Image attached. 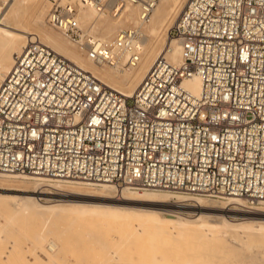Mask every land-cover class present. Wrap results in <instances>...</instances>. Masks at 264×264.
Wrapping results in <instances>:
<instances>
[{
    "label": "built area",
    "instance_id": "built-area-1",
    "mask_svg": "<svg viewBox=\"0 0 264 264\" xmlns=\"http://www.w3.org/2000/svg\"><path fill=\"white\" fill-rule=\"evenodd\" d=\"M82 1L112 15L138 2L146 19L158 0ZM78 15L53 0L47 22L93 60H141L138 28L103 42ZM170 34L181 62L157 59L131 96L32 35L0 83V173L263 203L264 0H188Z\"/></svg>",
    "mask_w": 264,
    "mask_h": 264
},
{
    "label": "bare ground",
    "instance_id": "bare-ground-1",
    "mask_svg": "<svg viewBox=\"0 0 264 264\" xmlns=\"http://www.w3.org/2000/svg\"><path fill=\"white\" fill-rule=\"evenodd\" d=\"M44 1L45 0H0L1 81L12 69L15 63L16 54L25 44L24 39H29L32 35H37L32 32L28 26L31 19H33L35 24L40 26L44 43L58 53L60 52L62 56L82 67L84 70L89 71L90 73H96L97 76L94 73L92 74L100 81L128 96L133 95L157 59L165 57L169 62L176 65L181 62V44L179 40L169 32L175 21L171 27H168V21L172 14H178L180 8H182L185 2L184 0H158L151 8L148 18L146 19L142 18V5L138 2H127L121 13L118 15L99 11L93 5L83 3L82 0H80L81 2L79 6L73 4L79 10V23L84 28L91 29V31L103 42L111 41L121 28H138L142 35V40L140 41L139 46L141 60L136 65L126 64L129 53L125 51H118L117 53L122 54H120L118 59L113 62L93 60L88 56L85 50L78 46L77 47L80 49L79 53L72 50V48L66 44L64 37L71 42L74 41L50 24L48 25L63 34V37L58 33L52 34L41 30L45 23L43 17L44 9L41 8L34 16L32 15V9ZM100 14H108L117 17L115 20L105 18L99 21L98 26L102 36L94 31V25L91 24L95 21L97 16H100ZM165 27L169 29L164 36L160 31ZM113 30L117 31L114 35L110 36L109 34ZM37 36L39 37V35ZM147 43L149 44L147 46L146 55L143 58L144 47ZM81 53L92 62H88L83 56H81ZM106 63L109 64V67L99 68L100 65ZM183 84L195 94L200 92L201 80L198 76H192L185 79ZM12 176H24L27 179H23V184L16 186H5V184L0 182V191H8L0 192V230H3L2 226L4 222L11 219H8V217H17L19 214H24L25 219L28 220H33L31 218L38 220L41 224V226H39L42 227V229H46L47 233H51L53 228L52 223L56 219L65 220L66 218H70L71 223L68 227H72L73 225L80 227L89 226L87 224L93 222L98 223L99 221L105 220L107 221L108 226L112 227V230L114 229V232L118 234L119 241L117 244L121 247H125L126 251L134 249L136 241H140L142 238H147L148 240V238L156 237L158 236L157 233H160L159 235L161 236V233L167 232L177 235L195 230L202 236H206V239L210 236L209 240H207L210 241L211 237L215 235V232L219 230L222 232L227 231L243 242L240 248H235L237 252H241V249L246 247L252 248L253 246L258 245L255 243L248 245L245 240L264 237V207H258L253 204L248 208H240L239 205H243L245 201L241 197L225 198L228 199L226 200L227 205L231 204L232 206H225L227 207L226 209H218V212L222 211L224 214H232L236 212L232 210L240 209L242 212L239 211V215L240 213L244 215L240 218H228L223 214L209 213L211 208H204V202L210 201L211 199L203 196L186 197V195L178 192H162L161 190H146L141 192L139 190H131V188L128 187L119 188L108 183L91 184L77 180H65L40 175L12 174ZM7 180L11 181L9 179ZM46 180L49 181L46 182ZM41 184L42 186H45L43 190L40 189ZM52 188L58 190L54 191ZM9 191L19 192L21 194L11 193ZM190 199H194L195 202L185 201ZM190 207L194 210H198L197 216L189 217L179 210L181 208L184 209ZM155 233L156 236H151ZM44 235L37 236L34 239L37 240V246L41 247V249L43 248L47 253V264H65V256H55L60 249V242L54 237L46 238L43 242ZM27 239L30 240V238ZM111 239L112 238H110V240ZM219 240V244L217 243L218 245H213L211 242L205 243L206 240L201 243L199 242L196 246L198 254L195 253L196 256L198 255L199 262H194L193 264L248 263V261L234 260L230 258L231 255L226 248L227 238L224 237V234L221 235ZM147 243H149V241ZM150 243L152 244H150V246L153 251L158 249V252H160L159 249L161 248H158L159 245L155 247V238H151ZM153 244L155 245L154 247ZM161 246L163 245L161 244ZM164 246L162 247V251L165 249ZM253 255L258 256L257 253ZM131 264L175 263L142 262Z\"/></svg>",
    "mask_w": 264,
    "mask_h": 264
},
{
    "label": "rangeland",
    "instance_id": "rangeland-1",
    "mask_svg": "<svg viewBox=\"0 0 264 264\" xmlns=\"http://www.w3.org/2000/svg\"><path fill=\"white\" fill-rule=\"evenodd\" d=\"M10 1V0H9ZM53 0H45L44 2H41L36 7L32 9V15H36L37 12L42 8L44 9V19L45 23L43 25V28L41 30L50 32L52 34H60L63 37V34H61L59 31L51 28L47 21V15L51 6V2ZM60 1V0H57ZM65 1V0H63ZM184 4L182 8H180L178 14L174 15L172 14L171 18L168 21V27H171L175 19L179 16L182 9L187 4L188 0H184ZM72 4H76V6H79L80 0H71ZM45 3V4H44ZM175 13V12H173ZM98 14V13H97ZM105 18H108L109 20H115L117 17L108 15V14H100V16H97L95 21H93L91 24H93L94 31L101 35L98 23L100 20H103ZM1 20V18H0ZM175 23V22H174ZM174 25V24H173ZM29 28L32 32L39 35L41 40H43L42 33L40 31V26L35 24L33 19L28 23ZM169 28H164L160 32L165 36L167 34ZM171 29V28H170ZM117 30H113L109 35L112 36L116 33ZM170 32V31H169ZM146 33V32H145ZM148 36V34L146 33ZM151 38V37H150ZM30 39V38H29ZM25 38V44L27 40ZM66 40V44L72 48V50L76 52H80L79 48L74 42L69 41L67 38L64 37ZM154 39V38H152ZM151 41V40H150ZM24 44V45H25ZM147 45L145 44L144 47V55L143 58L146 55ZM78 48V49H77ZM60 53V52H59ZM82 54V53H81ZM88 62L89 59L82 54ZM103 67H109V64L106 63L104 65H100L99 68ZM86 69V68H85ZM92 72V71H91ZM94 73V72H92ZM96 75V73H94ZM97 76V75H96ZM3 79V78H2ZM1 81V80H0ZM7 179L11 180L8 181ZM13 179V180H12ZM27 179L24 176H17L14 177L12 174H1L0 173V182L2 184H5V186L9 185H21L22 180ZM53 179V178H49ZM68 180L66 178H61ZM74 180V179H69ZM49 180H46V182ZM80 181V180H77ZM85 182V181H80ZM40 189H44L45 186L40 185ZM120 188V187H119ZM56 191L58 189H53ZM133 190V189H131ZM141 192L146 190H139ZM148 191H153L152 189H149ZM159 191V190H158ZM162 192H174V191H165L161 190ZM0 192H8L1 190ZM11 192V191H9ZM11 193H18L19 192H11ZM188 197V196H186ZM191 197V196H189ZM205 198H210L207 196H203ZM242 198V197H241ZM210 201L204 202L205 206L204 208L210 209L211 211L209 213L211 214H223L224 216L228 218L236 217L240 218L244 216L242 213L239 215V211L242 212L240 209H234L232 211H236L232 214L230 213H222V211L218 212V209H226L228 207H231L232 205H227L228 199H214L210 198ZM244 199V198H242ZM245 200V199H244ZM220 201V202H219ZM187 202V201H186ZM189 202H195V201H189ZM246 201H244L245 205ZM216 205V206H215ZM247 205H250V203H247ZM258 207H264L263 203H256ZM208 206V207H207ZM211 206V207H210ZM169 207V206H168ZM221 207V208H219ZM240 208H246L239 205ZM171 208V206H170ZM173 208V207H172ZM213 208V209H212ZM184 215L193 217L197 216L198 210H194L192 207L190 208H181L179 209ZM216 211V212H215ZM238 213V214H237ZM11 218V219H10ZM15 218V219H14ZM216 218V217H214ZM10 219L7 222H4L2 228L3 230H0V264H47V253L45 250L38 245L37 240L34 239L37 236L44 235V240L49 237H54L60 242V249L58 253L55 254L56 257L59 256H65V264H131V263H142V262H171L175 264H185L190 263L193 264L194 262H199L198 255L196 256L195 253L198 254L196 246L199 244V242H211L213 245L219 244V239L221 238V235L224 234V237L227 238L226 240V248L229 251V254L231 255L230 258L236 259V260H242V261H248L246 264H264V237L259 239H247L245 242L248 245L251 244H258L257 246H253L252 248H244L241 249V252H237L235 249L236 247H241V244L243 242L239 240L238 238H235L230 232H222L221 230L215 232L214 236H210L208 239H206V236H202L197 231H190L185 234H170V233H157L158 236L155 234H152L151 237L156 239V246L153 244V247L161 248L159 249L160 252L157 250H152L150 246V240L151 238L144 239L140 241L135 242L134 249H129L126 251L125 247H121L117 244L118 240V234L114 232V229L112 230V227L108 226L107 221L102 220L97 222H93L91 224H87L89 226H72L68 227L71 223L70 218L64 219H56L53 221V228L51 233H47L46 229H42L41 224L38 220H35L34 218H31L33 220L25 219L24 214H19L17 217H8ZM70 221V222H69ZM40 225V226H39ZM85 225V224H83ZM39 226V227H38ZM1 228V227H0ZM64 228V229H63ZM70 228V229H69ZM98 228V229H97ZM115 233H113V232ZM221 232V233H220ZM113 233V234H112ZM200 236V237H199ZM216 236V237H215ZM208 237V236H207ZM27 238H30L27 239ZM110 238H112L110 240ZM215 238V239H214ZM98 239V240H97ZM101 239V240H100ZM116 240V241H115ZM180 240V241H179ZM250 240V241H249ZM106 241V242H105ZM149 241V243H147ZM162 241V242H160ZM198 241V242H197ZM218 241V242H217ZM190 242V243H189ZM197 242V243H196ZM158 243V244H157ZM165 247V249L162 251L161 244ZM218 243V244H217ZM152 245V244H151ZM190 245V246H189ZM148 246V247H147ZM150 246V247H149ZM161 246V247H160ZM192 246V247H191ZM228 246V247H227ZM187 247V248H186ZM150 248V249H149ZM145 249V251H144ZM233 249V250H232ZM190 252V253H189ZM192 253V254H191ZM239 253V254H238ZM258 254V256H254L253 254ZM195 254V256H194ZM193 255V256H192ZM157 256V257H156ZM161 256V257H160ZM194 258V259H193ZM238 264V263H234Z\"/></svg>",
    "mask_w": 264,
    "mask_h": 264
}]
</instances>
